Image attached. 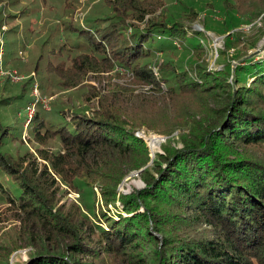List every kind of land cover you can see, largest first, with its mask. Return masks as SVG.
I'll return each instance as SVG.
<instances>
[{
    "label": "trees",
    "instance_id": "trees-1",
    "mask_svg": "<svg viewBox=\"0 0 264 264\" xmlns=\"http://www.w3.org/2000/svg\"><path fill=\"white\" fill-rule=\"evenodd\" d=\"M64 1L66 10H74L72 0ZM101 2L107 13L80 26L81 50H53L57 61L41 74L46 85L60 90L80 87L89 72L97 79L106 74L104 91L89 86L96 106L87 112L61 95L52 97L56 92L45 95L42 83L26 75L20 83L22 91L30 84L27 102L35 100L34 85L49 98L48 108L41 99L35 103L28 141L13 137L0 117L4 214L45 244L24 264H77V255L149 264H264V53L238 58L233 69L227 60L241 42L255 49L264 31L253 26L248 35L230 27L228 20L239 17L226 12L227 31L236 30L218 50L225 65L208 69L202 57L206 33L184 21L201 14L192 3L213 7L211 0H191L178 11L164 0ZM218 5L233 7L230 0ZM202 26L212 31L204 19ZM186 97L200 100L197 111L169 118L170 105ZM210 99H216L213 107ZM141 127L166 137L153 159L136 134ZM8 141H18L24 152L3 151ZM150 160L141 171L144 186L119 192L124 177ZM6 177L17 194L5 186ZM69 190L79 194L76 201L66 197ZM21 247L18 238L2 239L0 261L8 262Z\"/></svg>",
    "mask_w": 264,
    "mask_h": 264
},
{
    "label": "rangeland",
    "instance_id": "rangeland-1",
    "mask_svg": "<svg viewBox=\"0 0 264 264\" xmlns=\"http://www.w3.org/2000/svg\"><path fill=\"white\" fill-rule=\"evenodd\" d=\"M166 7L170 10L178 11L185 6L191 5V0H182L178 2L177 0H164ZM203 1V0H201ZM210 3V0H204ZM74 4V10L65 9L64 0H0V52L7 51L6 57L4 59L3 55H0V99L5 96L17 95L12 100L7 103L0 102V117L4 124H9L12 129L13 137H21V139H28L29 132L23 126V117L19 115L25 106L31 102L30 100V84L26 82L23 90V84L20 81L12 82L5 73L15 71L18 75H32L34 78V83L39 87V83H42V92L47 95L51 92H56L54 96H63L66 101H70L71 104L76 105L84 111L89 112L96 106L97 97L91 95L89 91V86L93 85L96 87L97 91H104L107 85V80L102 78L106 74L100 75L96 78L94 72H89L85 78L80 83V87L71 88L67 90L57 89L55 86H49L42 81V73L50 61H57V57L54 59V55L51 52L60 51L62 54H75L78 50V46L82 42V37H80L79 29L80 26L87 20H91L95 14H106L107 9L104 7L101 0H72ZM212 5L207 6H196L192 3L191 7L198 9L200 8L201 14L192 22L184 21L185 23L191 25L194 30L204 31L207 36V41L205 42L203 61L207 65L208 69H220L224 67L225 62H219L217 60L218 50H223L225 37L231 35V33L236 29L244 30L248 35H252V27L257 26L258 31L261 33L264 31V0H230L233 4L232 9L221 8V0H211ZM26 7L27 11L22 12V9ZM223 10H226L223 12ZM231 11L236 17L233 20H228L230 27L238 25L239 27L234 30H228L229 26L226 25L225 16L226 12ZM185 15L180 17L184 19ZM254 18L253 22L250 19ZM202 19L205 20L207 28L212 31L204 30L202 26ZM74 28L76 30H74ZM264 37L258 41L255 49H249L245 42H241L234 52L235 55L231 53L228 55V59L231 64L232 69L237 64L238 58H244L245 55H253L255 51L264 53ZM232 50H230L231 52ZM254 51V52H252ZM252 52V53H251ZM232 55V56H231ZM237 56V57H236ZM256 58V55H253ZM236 57V58H233ZM7 60V63L4 62ZM38 64L39 72H33L34 65ZM113 72V71H112ZM35 74V75H34ZM22 82V80H21ZM56 82H58L56 78ZM35 100L41 99L42 103L48 104L49 98L40 96L42 93L34 85L33 88ZM264 92V91H263ZM23 93V94H22ZM22 95V96H21ZM23 97V98H22ZM216 99H210L209 104L211 107L215 105ZM264 104V98L260 100ZM33 102V101H32ZM196 103L199 105L200 100L196 98V101L192 97L181 98L174 101L170 107L166 110L165 114L169 118H176L185 115L188 111H197ZM48 108V105L47 107ZM17 111H19L17 113ZM197 118V117H196ZM165 119V118H164ZM23 129V130H22ZM176 130L171 138L173 139L177 134ZM136 133L144 139L146 142L150 158L153 159L156 151H162L161 143L166 140V137L153 133L146 127H141ZM154 140V144H153ZM28 141V140H27ZM31 151L33 147L30 142L27 145ZM2 150L7 151L13 155L20 154L24 152L25 147L22 146L18 141H8L2 145ZM152 165L151 160L143 166L140 170H135L129 172L122 182L118 185V191L122 193H129L134 188H141L144 186V181L141 177V171L146 167ZM5 180V186L10 190V193L17 194L18 187L13 181ZM65 189L67 186L62 185ZM97 192L96 204L100 202L98 189L95 188ZM79 194L73 190H69L66 197L69 200L78 199ZM61 203V202H60ZM119 205V203H118ZM6 204L0 200V241L2 239H20L22 247L14 251L8 262L0 261V264H24L28 258L29 253L36 252L37 250L43 248V241L32 240L30 238V232L27 231L20 221H14L10 217L4 214V208ZM96 207V205H95ZM11 214V213H10ZM12 218V217H11ZM16 225V230L13 225ZM18 230V231H17ZM18 233V235H17ZM66 241H57L58 243L65 244ZM53 245V247H56ZM49 247V246H48ZM51 247V246H50ZM49 247V248H50ZM42 250V249H41ZM55 250V248H53ZM149 248L147 247L144 252L147 258L149 254ZM56 252L61 253L62 250L56 247ZM66 255V254H65ZM69 255V254H68ZM68 257V256H67ZM74 261L77 264H149V262H134V261H116L111 262L107 259L94 260L90 256L77 255L74 257Z\"/></svg>",
    "mask_w": 264,
    "mask_h": 264
},
{
    "label": "built area",
    "instance_id": "built-area-1",
    "mask_svg": "<svg viewBox=\"0 0 264 264\" xmlns=\"http://www.w3.org/2000/svg\"><path fill=\"white\" fill-rule=\"evenodd\" d=\"M0 55L2 53L0 52ZM5 76L8 77L12 82H17L23 79V75H18L15 71L5 73ZM35 103L36 101H33L25 106V108L19 112V115L24 118V127L26 128L29 122L31 121L34 112H35ZM47 107V104L44 105ZM139 135V133H136Z\"/></svg>",
    "mask_w": 264,
    "mask_h": 264
},
{
    "label": "bare ground",
    "instance_id": "bare-ground-1",
    "mask_svg": "<svg viewBox=\"0 0 264 264\" xmlns=\"http://www.w3.org/2000/svg\"><path fill=\"white\" fill-rule=\"evenodd\" d=\"M153 144H154V140H153Z\"/></svg>",
    "mask_w": 264,
    "mask_h": 264
}]
</instances>
